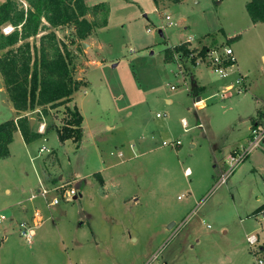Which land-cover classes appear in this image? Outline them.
Wrapping results in <instances>:
<instances>
[{"label":"rangeland","instance_id":"374dc122","mask_svg":"<svg viewBox=\"0 0 264 264\" xmlns=\"http://www.w3.org/2000/svg\"><path fill=\"white\" fill-rule=\"evenodd\" d=\"M246 1L189 0L165 9L171 4L166 2L156 9L152 0H89L107 2L111 8L108 25L94 36L89 57L88 37L77 38L75 25L56 29L74 53L76 78L87 84L75 95L83 112L84 136L77 148L73 141H60L54 129L49 140H36L29 147L16 140L15 156L9 161L0 158V215L7 217L0 220V264H255L245 235L254 230L264 234L263 216L251 214L264 201V143L218 185L233 149L249 145L250 121L245 117L250 112L239 109L248 110V96L264 100V24L253 25ZM223 31L240 32L241 41L228 39ZM187 37L193 38L189 45L219 50L231 45L236 67L251 69L253 88L238 96L246 99L238 104L237 96L211 101L201 113L221 152L212 151L202 128L192 131L200 133V142L190 148L180 115L172 120L170 114L171 109L184 113V100L191 103L184 96L182 74L191 78L194 60L192 64L190 54L174 47L165 56L176 63L166 64L164 49ZM176 65L180 73L174 72ZM205 70L218 84L227 79ZM166 97L174 103L169 106ZM2 112L0 117L10 111ZM49 112L43 121L59 126L67 111L60 106ZM31 116L41 121L36 113ZM257 119L264 121V111ZM145 122L160 132L150 135L148 128L136 129ZM107 123L115 130H108ZM180 134L184 150L178 156L169 140ZM43 146L58 153L53 175L67 179L56 187L80 192L84 183L83 197L61 198L48 206L40 192L30 190L37 182L36 165L50 152H41ZM104 167L105 186L100 173L93 175ZM187 167H192L191 175H185ZM76 176L84 181L74 183ZM33 193L35 198H30ZM55 196L54 191L48 195L50 200ZM21 221L34 228L31 244L20 234Z\"/></svg>","mask_w":264,"mask_h":264},{"label":"trees","instance_id":"16d2710c","mask_svg":"<svg viewBox=\"0 0 264 264\" xmlns=\"http://www.w3.org/2000/svg\"><path fill=\"white\" fill-rule=\"evenodd\" d=\"M153 1L159 6L184 0ZM246 8L253 23L264 22V0H249ZM110 11L107 2L88 5L86 0H5L0 3V74L20 114L18 119L0 123V158L9 156V146L17 130L31 143L56 129L62 142L71 139L80 147L84 135L83 115L73 101L74 94L86 84L76 78L74 53L58 37L56 29L73 24L77 27L76 37L83 40L94 29L108 25ZM238 39L235 36L230 40ZM176 48L190 52L184 43ZM206 49L204 46L202 52ZM169 50H165L166 55ZM165 59L172 61L167 56ZM60 106L67 111L61 125H47L44 133L30 126L28 113L37 112L42 121L51 109ZM263 208L259 207L254 213L257 215Z\"/></svg>","mask_w":264,"mask_h":264},{"label":"crops","instance_id":"0c3cea01","mask_svg":"<svg viewBox=\"0 0 264 264\" xmlns=\"http://www.w3.org/2000/svg\"><path fill=\"white\" fill-rule=\"evenodd\" d=\"M188 1L189 0H184L181 3H177V4L169 2L171 4H169L168 7H166L165 9L170 8L172 6H178L179 4L187 3ZM192 1L198 3V0H192ZM248 1L249 0L246 1V4H247ZM86 2L89 5H94V4L100 3V2H96L94 4H91L89 2V0H86ZM152 2L155 5L156 9H159L160 7H162L164 5V4H160L158 6V5H156L154 3L153 0H152ZM261 24H264V22L253 23L254 26L261 25ZM106 27L96 28L88 36V40L89 41L88 40L87 41L89 43L90 49L88 51L87 50L85 51V53L88 54V57H89V51L91 50L92 46L95 45V41L96 40H95L94 36L97 35V33L99 31H101L102 29H104ZM223 32H224V34L227 35V38L228 39H231V38H233L235 36H238L239 39L237 41L238 42L241 41L242 34L240 32H238V31H234L233 33H231V32L227 33L225 31H223ZM161 34H163V33L161 32ZM187 42H188V45H189L190 44L189 42H193V38L187 37V38L181 40V42L168 45L164 49V59H165V50L167 48H170L171 49V48H174V47L178 46L179 44L187 43ZM195 46H198V43H195V44L193 43L192 45H189L188 47L189 48H194ZM205 46L207 47V45H205ZM165 62H166V64H170V63H174L175 64L176 63L175 60H172V61L167 62L166 59H165ZM205 68L207 69L208 67L205 66V65H202V64L201 65H194V67L191 69V78H189L187 75H184V74L181 73L183 75V79H182L183 80V83L186 86L185 87V90H184V96L187 99L191 100V103H187L184 100L183 101V103L185 105V107H184V109H185L184 110V113H180L179 114L178 111L176 112L174 109H171L172 112L170 114H171V116H173L172 117V120H174L175 115L176 116L177 115H180L179 118H180V122H181L182 127H183L182 122H187V130L183 127L184 128L183 133L189 139V142H190L189 147L190 148H195L197 146V143H198L197 141L200 142V140L198 139L200 133L194 134L192 131L193 130H196V129H199V128H202L203 129V133H205V135L207 137V140L209 142L210 148L212 149V151L214 153H217L218 151L221 152L222 145H220L221 143H217L215 141V139H213V135L210 137L209 132L211 131V124L209 125L210 122L209 121L207 122V120H205L206 119L205 115L203 117L201 113L205 111L207 105L209 103H211V101L213 102V101L218 100V99H220V100H222V99L229 100L231 98H234L235 96L238 97L240 93L241 94H246L247 92L251 91L252 88H253V79L250 78V71H251V69H244L243 67L238 66V67H235L237 69L233 68V70L230 71L229 75L226 77L227 78L226 80H221V82L218 84V83L212 81V79H209V72L207 70H205ZM209 69H211V68H209ZM174 72L175 73H177V72L180 73V66L179 65L178 66L176 65V69L174 70ZM239 73L241 75H243L244 76V79H245L244 80L243 90L241 92H239V93H236V94L232 95L231 97H224L223 96V91L225 90V88H227V86L229 84H231L232 82H234L239 77ZM86 81H88V80H86ZM88 84H89V82H88ZM83 87H86V86H83ZM171 90H176V88L175 89H172L171 88ZM75 95H76V93L74 94V101H73V103H75L76 105H78V102H77V99H76V96ZM254 96L256 97L254 99L251 98L250 96H248V99L247 100L248 101H250V100L252 101L251 104H250V106H249V108H248V110H246V109H243L242 110V108H241L238 111V112H250V114L249 115L247 114L246 117H245L246 118V122L250 121V123H249V129L250 130L255 125H262V124H264V121H260L258 119L257 120H254V118L257 117L258 112L264 111V100L261 99L260 97H258L257 95H254ZM249 98H250V100H249ZM182 99L183 98L178 99L177 102H175L176 105L177 104H181L182 103V101H181ZM239 99L236 100L237 101V104L240 103V102H242L246 98H239ZM165 101H166V103H168L169 106L174 103V99L172 97H166V100ZM79 106L80 105H78V107ZM3 109H7L10 112H8V114L5 115L4 117H0V123L1 122H4L6 120H9V119H18L20 117V114L16 111V109L13 106L12 101L9 98L8 92H7L6 87L4 85L3 78H2V76L0 74V114H3V112H2ZM79 109L81 110V106L79 107ZM193 109H195L194 110L195 111V114L194 115H190L189 112H192ZM173 110H174V112H173ZM129 111H131V110L129 109ZM81 113L83 115L82 110H81ZM166 114L167 113H165V115ZM28 115L30 117V126L34 130L44 133L46 131V127L48 125L47 121H45V120L44 121L43 120L42 121H38L37 118H34V117L31 116L32 115L31 112L28 113ZM158 116H159V114H158ZM159 117H162V115L160 114ZM32 119H34L33 123L31 122ZM200 122L203 124V127H199L198 126V124ZM163 125L164 126H161L163 129L169 127V123L163 124ZM235 127L236 126H234V128ZM106 128L108 130H110V131H114L115 130V125L114 124H111V123H107L106 124ZM147 128H148V122H145L142 125L136 126V129L137 130H139V129L141 130L142 129V131H146ZM148 129L150 130V135L156 134V132L158 134V132H160L159 129H158V127L155 128V130L153 128H151V127L148 128ZM169 131H170V128L165 131L166 132V135H169V133H171ZM51 132H53V131H51ZM51 132L43 135L39 139L40 140L41 139H44L45 140L46 138L48 139L49 138L48 135ZM249 133H250L249 134V137L251 138V131ZM39 139H37V140H39ZM16 140L20 141L23 146L25 145L24 147H29L30 145H32L35 142V141H33L31 143H27L24 140V137H23L21 131L20 130H17L14 133V139H13L12 143L9 146L10 147V154H9V156L5 157L4 159H7L9 161V160H11L15 156V154H14V152H15L14 145H15V141ZM176 140H181L182 141V144L181 145H178V146H175L174 145L175 146V149L177 151V155L179 156L183 152V150H184V148H183L184 142H183L182 135L180 134L179 136L170 139L169 142H172L173 143ZM67 141H72V140L69 139ZM67 141H65V142H67ZM163 142H164V144H166L167 141H163ZM81 144H82V141H81ZM81 144H80V147H81ZM47 150L50 151V152L48 154H46L44 157L42 156L43 158H42L41 162L38 165H36L37 182L34 184V186H31L30 187V190H33L34 192L35 191L36 192H39L43 188L50 189V190L53 191V189L56 186H58L60 183H63L65 181H67V179L65 180L64 174H59L58 176L57 175H53V173L56 174V172H54L52 168L54 167V164L56 163V160L58 159V153L56 152V150H50L49 148ZM47 150H44L42 152H45ZM233 150H234L233 152H235V151H238L239 149L235 148ZM52 152H54L53 155L56 157V159H54L55 161L51 159L52 158L51 157L52 156ZM36 157H32V158L35 160ZM218 157L220 158V154H217V157H216V160H215L217 162L219 161V158ZM214 166L216 167L217 164H215ZM106 169H107V167H104V168H102V170H99L98 172L96 171V172L93 173V175L95 173H100V175L102 177L101 180L104 179L103 181L105 182L104 186L107 185V180H108L107 177H105V174H106L105 171H106ZM192 172H193L192 167H187L185 169V175H191ZM53 178H57V181H53ZM73 179H74V181H73L74 183H76V182L79 183L81 181H84V179L81 176H76V178H73ZM83 186H84V183L81 184V188L82 189L80 190V192L78 191V195H80L81 197H83V190H84V187ZM11 191H12L11 188L9 186H7L6 187V192L7 193H10ZM34 195L35 194L33 193L32 196H30V198H33V197L35 198ZM258 198L260 199L261 197H258ZM262 206H264V201H262L261 203H259L256 206V208L251 212L252 216H257L254 212L259 207H262ZM23 209L26 210V207L23 206ZM36 213H38V211ZM36 217H38V214L36 215ZM38 218H36L37 219L35 221L36 224L39 223V221H38L39 219ZM253 232H256V233H252L251 231L246 232V235H245L246 240H247V237L249 235H256L258 237V239H259V242L264 245V234H263L262 230H254ZM4 237H7V234ZM0 246H1V243H0Z\"/></svg>","mask_w":264,"mask_h":264},{"label":"built area","instance_id":"2783aa9c","mask_svg":"<svg viewBox=\"0 0 264 264\" xmlns=\"http://www.w3.org/2000/svg\"><path fill=\"white\" fill-rule=\"evenodd\" d=\"M167 19H170V15H167ZM148 31H151L149 28ZM204 46H195L194 48H189L190 58L189 60L194 65H205L208 68L214 70L220 77H227L233 68L236 67L237 57L235 55V51L231 45L225 46L220 50L214 47H206V51L202 52ZM182 55V54H181ZM244 76L239 73V77L229 84L227 88L223 91L224 97H231L232 95L239 93L243 90L244 86ZM172 89H175V85L171 86ZM37 113V112H31ZM160 116V114H159ZM45 119V117H43ZM183 127L187 130V122H182ZM199 127H203V124L200 122L198 124ZM264 142V124L255 125L251 129V138L249 141L248 147H245L243 150H238L231 153L228 157L229 167L222 172L218 185L225 183L232 172L237 168V166L244 161L249 153L253 151L255 148L261 146ZM181 140H176L174 142L175 146L181 145ZM44 146L40 148V151H44ZM119 155H123L121 152ZM53 191L58 194L52 200L49 199L48 195L52 192L50 189H41L39 192L47 201L48 206H54L61 202V198L63 199H72L74 196L78 195V191L71 187H67L66 185H61L59 187H55ZM38 192V193H39ZM60 196V197H59ZM260 215L264 218V211L261 210L259 212ZM7 217L5 214L0 215V220H5ZM36 224V222H35ZM19 231L20 234L26 239V241L31 244L33 243V239L35 237V231L33 226L26 221H21L19 223ZM247 241L252 247V253L255 256V264H264V245L259 242V239L256 235H249L247 237Z\"/></svg>","mask_w":264,"mask_h":264},{"label":"water","instance_id":"95a60500","mask_svg":"<svg viewBox=\"0 0 264 264\" xmlns=\"http://www.w3.org/2000/svg\"><path fill=\"white\" fill-rule=\"evenodd\" d=\"M34 119H32V123H33ZM78 198V195L74 196L73 199H77Z\"/></svg>","mask_w":264,"mask_h":264}]
</instances>
